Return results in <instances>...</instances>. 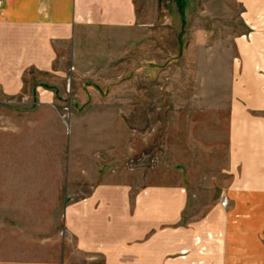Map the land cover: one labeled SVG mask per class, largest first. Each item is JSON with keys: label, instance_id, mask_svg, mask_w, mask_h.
<instances>
[{"label": "rangeland", "instance_id": "rangeland-1", "mask_svg": "<svg viewBox=\"0 0 264 264\" xmlns=\"http://www.w3.org/2000/svg\"><path fill=\"white\" fill-rule=\"evenodd\" d=\"M135 2L134 25L85 35L55 113L28 110L25 98L7 101L15 109L0 106V203L22 198L5 194L8 187L69 183L78 197L92 183L118 178L180 190V223L200 234L222 224L228 95L244 6ZM37 171L50 177L30 180ZM198 237L195 249L202 250L206 238ZM218 239L215 250L222 249Z\"/></svg>", "mask_w": 264, "mask_h": 264}, {"label": "crops", "instance_id": "crops-1", "mask_svg": "<svg viewBox=\"0 0 264 264\" xmlns=\"http://www.w3.org/2000/svg\"><path fill=\"white\" fill-rule=\"evenodd\" d=\"M235 1L244 28L234 43L229 206L219 228L184 226L182 192L144 181L95 182L78 197L69 183L8 187L22 198L0 203V264H264V0ZM136 20L135 0H0V106L25 98L28 110L55 113L85 35Z\"/></svg>", "mask_w": 264, "mask_h": 264}, {"label": "built area", "instance_id": "built-area-1", "mask_svg": "<svg viewBox=\"0 0 264 264\" xmlns=\"http://www.w3.org/2000/svg\"><path fill=\"white\" fill-rule=\"evenodd\" d=\"M223 201H225V198L223 199Z\"/></svg>", "mask_w": 264, "mask_h": 264}]
</instances>
